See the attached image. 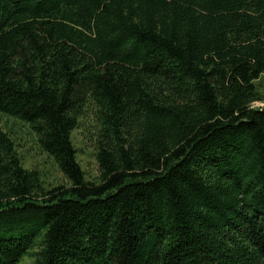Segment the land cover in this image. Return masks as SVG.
I'll use <instances>...</instances> for the list:
<instances>
[{
  "label": "trees",
  "instance_id": "obj_1",
  "mask_svg": "<svg viewBox=\"0 0 264 264\" xmlns=\"http://www.w3.org/2000/svg\"><path fill=\"white\" fill-rule=\"evenodd\" d=\"M263 77L264 0H0V113L69 182L0 127V264H264Z\"/></svg>",
  "mask_w": 264,
  "mask_h": 264
},
{
  "label": "rangeland",
  "instance_id": "obj_2",
  "mask_svg": "<svg viewBox=\"0 0 264 264\" xmlns=\"http://www.w3.org/2000/svg\"><path fill=\"white\" fill-rule=\"evenodd\" d=\"M258 83L264 89V77ZM253 106L261 107L263 104L254 103ZM0 127L8 132L17 144V152L22 167L27 170L38 171L44 188L69 187V182L58 170L52 159L39 149L36 137L26 123L0 113ZM83 133L84 126L73 131L71 136L73 145L77 151V161L85 173L86 180L98 182L100 172L95 158V149L92 142L85 138ZM35 250H30L29 254L22 257L18 264H35V258L32 254Z\"/></svg>",
  "mask_w": 264,
  "mask_h": 264
}]
</instances>
